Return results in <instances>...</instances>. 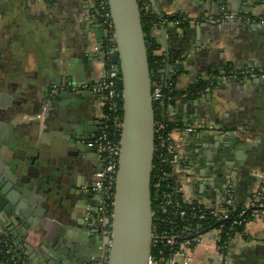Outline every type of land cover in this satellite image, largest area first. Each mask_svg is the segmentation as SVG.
<instances>
[{
  "label": "crops",
  "instance_id": "0c3cea01",
  "mask_svg": "<svg viewBox=\"0 0 264 264\" xmlns=\"http://www.w3.org/2000/svg\"><path fill=\"white\" fill-rule=\"evenodd\" d=\"M155 1L160 14L150 0L152 10L162 20L179 13L241 18L177 28L159 24L153 30L157 53L169 64L167 77L165 66L161 71L163 79L175 77L176 91H195L207 73L224 67L264 69V25L247 20L264 18V0ZM84 9L81 0H0V125L11 129L10 149L18 148L28 165L44 169L32 189L15 185L21 209L14 207L4 226L21 251V264H77L101 249L91 228L100 197L84 192L94 185L101 161L96 151L77 147L99 134L103 111L90 93L50 94L62 83L80 87L103 77L98 29L87 23ZM178 113L183 123L206 120L236 131L238 139L228 137L235 145L222 159L228 163L226 176L215 175L217 166L224 171L225 162L215 166L208 159L218 154L216 136L181 139L180 164L197 177L185 185V196L219 204L229 190L231 205L243 208L256 187L255 175L264 178V81L218 83L207 96L183 101ZM240 145L248 148L242 151ZM242 232L241 239L229 243V264H264V224L251 222ZM212 238L208 233L201 247L190 250L189 264H221Z\"/></svg>",
  "mask_w": 264,
  "mask_h": 264
},
{
  "label": "built area",
  "instance_id": "2783aa9c",
  "mask_svg": "<svg viewBox=\"0 0 264 264\" xmlns=\"http://www.w3.org/2000/svg\"><path fill=\"white\" fill-rule=\"evenodd\" d=\"M81 1L85 5L84 16L87 23L102 31V38L98 50L102 55L101 63L104 67L103 77L95 83L82 84L80 87L66 86L62 83L59 88H52L50 94H55L61 90L67 92L80 90L96 96L102 108L103 124L101 130L90 141V145L94 147L100 157L101 165L98 177L92 188L84 190L85 193L93 192L100 197L97 204V217L94 219L91 228L102 240L110 235V226L104 225V221L108 220L110 222L112 219L113 197L120 150L119 138L122 126L121 78L118 67L110 62V58L115 53L116 47L107 0ZM139 9L141 16L142 14L144 16L153 15L150 0L143 1L139 5ZM169 17L170 20L158 19L149 21L151 23L149 35H152L153 30L159 24H168L177 28L183 24L203 23L214 25L221 22L241 20L240 17L229 13L217 17L208 13L200 16L179 13L177 16L173 14ZM247 20L257 25H264V18H248ZM150 79L153 104H162L164 101L179 104L186 96L185 94L175 97L166 96L162 92L160 82L154 78ZM256 80L264 81V69L254 67H247L242 70L222 68L209 72L203 77L204 87L199 94L207 96L218 83L237 81L252 82ZM42 114L44 115V112ZM173 116L174 113L172 112L171 105H168L165 111V120L169 124L163 123V120H154V154L157 160L166 163L167 166V169H159L157 171L153 183L151 176V186L158 191L154 198L157 211L167 215L171 223H175L174 220L176 218L180 222L186 220L202 222L211 219L216 223L227 221L231 228L242 226L243 229L247 224L255 221H261L264 224V201L261 199V194L264 192V178L258 174L255 175L256 187L251 192L249 202L241 209L237 217L231 215L232 205L229 198V190H227L226 200L219 204L194 202L185 196V185L189 181H195L197 177L193 172L180 164L184 151L181 139L196 134H207L225 138L237 135V132L209 123L206 120L188 122L179 126L175 124ZM108 123L110 124L109 131H107ZM161 186L165 190H162ZM152 213L154 218L153 209ZM220 227L208 226L204 229H199L184 226L178 231L157 232L152 225L154 240L152 241L151 254L147 264H189L192 259L190 250L201 247L208 233H212L213 235L211 241L213 244L212 249L221 264H229L227 245L218 244V235L222 233V227ZM242 231L234 233V238L241 239L243 237ZM6 248L9 264H17L16 255L14 251L12 252V247L7 246ZM2 252L0 250V255ZM0 264L5 263L4 261H0ZM103 264H106V259H104Z\"/></svg>",
  "mask_w": 264,
  "mask_h": 264
},
{
  "label": "water",
  "instance_id": "95a60500",
  "mask_svg": "<svg viewBox=\"0 0 264 264\" xmlns=\"http://www.w3.org/2000/svg\"><path fill=\"white\" fill-rule=\"evenodd\" d=\"M153 2L160 14L156 1ZM107 4L116 47L110 62L118 67L121 78L120 150L112 219L110 222L104 221V225L110 226V235L101 240L93 230L95 241L101 249H98V255L92 260L86 259L84 255L77 264H103L104 259L106 264H147L154 240L150 189L153 163L157 158L154 154L155 117L145 36L137 0H107ZM161 29L163 33V27ZM101 38L102 31L98 29V43ZM163 42L167 50L164 39ZM165 67L167 77L169 64ZM10 130L9 126L0 125V231L5 232V236L7 233L4 226L8 225V217L14 207L21 209V203L19 204L17 199L20 189L15 188V185L23 184L30 190L40 178L39 173H44L42 167H35L30 163L28 165L27 161L17 154V149H10L13 145ZM230 137L236 139L235 136ZM214 142L213 149H216L218 154L215 157L208 156V159L211 158L216 166L222 159L227 158L225 153L235 144L231 145L228 137L219 136L214 138ZM77 148L95 151L90 142ZM247 148L246 145L239 146L242 151ZM222 162H225L224 171L221 170L223 166L220 169L217 166L215 175H227V160ZM14 213L18 214V211Z\"/></svg>",
  "mask_w": 264,
  "mask_h": 264
},
{
  "label": "trees",
  "instance_id": "16d2710c",
  "mask_svg": "<svg viewBox=\"0 0 264 264\" xmlns=\"http://www.w3.org/2000/svg\"><path fill=\"white\" fill-rule=\"evenodd\" d=\"M143 1L146 0H137V2L139 3V5H141V3ZM153 15H143L141 16V23H142V28H143V32H144V36H145V44H146V50H147V56H148V64H149V70H150V74H151V78L157 79L160 82L161 88H162V92L163 94H165L166 96L169 97H175V96H181L182 94H185L186 96L181 100L183 101H188V100H193L202 90V88L204 87V82L202 81L201 84H199V86L197 87V89L195 91H186V92H178L176 91V89L174 88V82H175V77H171L169 78L166 82L163 79V75L161 73L162 69L165 66V63H163V59L164 56L163 55H159L157 52L159 50V44H157L156 40L154 39L153 35H149V31H150V22L151 20H158L159 18L155 15L154 11H152ZM177 16V15H176ZM166 20H170V17H165ZM158 22V21H157ZM185 25V24H183ZM182 26V25H181ZM171 53H169V61L171 62ZM226 69H232V68H228V67H224ZM216 86V85H215ZM214 86V88H215ZM181 102V103H182ZM179 103V104H181ZM179 104H175L173 102L170 101H164L162 104H153V109H154V117L155 120L157 121L159 120H163V123L165 124H169L166 120H165V111L167 110L168 105H171L172 108V112L174 113L173 118L175 119L174 122L175 124L181 126L182 124H184L182 122V120L179 118V113H178V106ZM107 131L110 130V124H107ZM158 155V154H157ZM181 163V162H180ZM154 169H153V173H152V183L157 175V171L159 169H167L166 163H162L159 160H155L154 163ZM163 186H165L164 184H162ZM162 188V186H161ZM162 190H165V188H162ZM151 197H152V209L154 212V218H153V228L156 229L157 232H161V231H166V232H173L172 230L178 231L181 227L184 226H188V227H193V228H199V229H204L208 226H213L215 228H221L222 233H220L218 235V244H224L227 245V247H229V243L233 240L234 238V233L236 232H241L243 230L242 226H235L233 228H231L229 226V223L227 221L221 222V223H216L211 219H207L205 221L202 222H191L189 220H186L184 222H180L178 220V218H176L174 221L175 223H171L169 218L167 217V215L161 213L160 211H157V206H156V201H154L155 195L158 192L157 190H155L154 187L151 186ZM231 215L233 217H237L239 212L241 211L242 208H234L233 206H231ZM154 253V250H153ZM6 255L4 257H2L0 260H3L5 264H7L6 262ZM20 258L19 256H17L16 261L17 264H19Z\"/></svg>",
  "mask_w": 264,
  "mask_h": 264
},
{
  "label": "flooded vegetation",
  "instance_id": "af4514ba",
  "mask_svg": "<svg viewBox=\"0 0 264 264\" xmlns=\"http://www.w3.org/2000/svg\"><path fill=\"white\" fill-rule=\"evenodd\" d=\"M51 93V92H50ZM58 93V92H57ZM53 95V93H52ZM53 97V96H52ZM10 133V132H9ZM15 145V144H14ZM17 150L19 151V149L17 148ZM19 154V153H17ZM20 155V154H19ZM21 156V155H20ZM22 157V156H21ZM23 158V157H22ZM26 160V159H25ZM17 244L15 242H12L9 238H7V235L5 236L3 232L0 231V250H2V254L0 255V259L2 257H4L5 255L7 256L6 257V262L7 264H9V262L7 261V258H8V254L7 253V246H11L12 247V252L14 251L15 252V255H16V258L17 256H19L20 260H19V264H21L23 258L21 256V251L19 250V248L16 246ZM0 261H3V260H0ZM17 263V261H16Z\"/></svg>",
  "mask_w": 264,
  "mask_h": 264
}]
</instances>
